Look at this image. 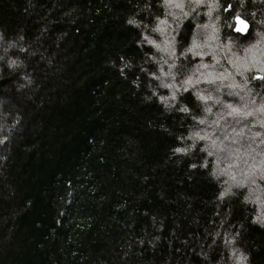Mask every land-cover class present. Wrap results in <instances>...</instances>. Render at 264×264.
I'll return each instance as SVG.
<instances>
[{
    "label": "trees",
    "instance_id": "16d2710c",
    "mask_svg": "<svg viewBox=\"0 0 264 264\" xmlns=\"http://www.w3.org/2000/svg\"><path fill=\"white\" fill-rule=\"evenodd\" d=\"M184 4L0 0V264H264V0Z\"/></svg>",
    "mask_w": 264,
    "mask_h": 264
},
{
    "label": "rangeland",
    "instance_id": "374dc122",
    "mask_svg": "<svg viewBox=\"0 0 264 264\" xmlns=\"http://www.w3.org/2000/svg\"><path fill=\"white\" fill-rule=\"evenodd\" d=\"M167 7L170 9L171 15L175 14L179 7L185 6L186 0H163ZM174 19H172L173 21ZM3 53H1L2 55Z\"/></svg>",
    "mask_w": 264,
    "mask_h": 264
},
{
    "label": "water",
    "instance_id": "95a60500",
    "mask_svg": "<svg viewBox=\"0 0 264 264\" xmlns=\"http://www.w3.org/2000/svg\"><path fill=\"white\" fill-rule=\"evenodd\" d=\"M243 23H238L237 27H236V31L240 34H247L250 30V25L245 22V21H242ZM237 29H243V31H238Z\"/></svg>",
    "mask_w": 264,
    "mask_h": 264
},
{
    "label": "snow or ice",
    "instance_id": "6c2138e0",
    "mask_svg": "<svg viewBox=\"0 0 264 264\" xmlns=\"http://www.w3.org/2000/svg\"><path fill=\"white\" fill-rule=\"evenodd\" d=\"M131 22V21H130ZM240 23H243L242 21H240ZM238 31H243V29H237ZM260 78H264V77H260Z\"/></svg>",
    "mask_w": 264,
    "mask_h": 264
}]
</instances>
